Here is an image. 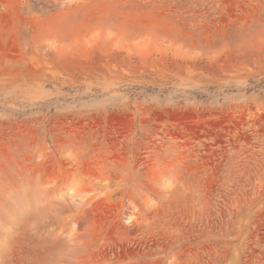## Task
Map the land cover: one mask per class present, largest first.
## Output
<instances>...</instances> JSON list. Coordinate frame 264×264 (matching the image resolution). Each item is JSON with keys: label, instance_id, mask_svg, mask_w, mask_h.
I'll return each instance as SVG.
<instances>
[{"label": "rangeland", "instance_id": "obj_1", "mask_svg": "<svg viewBox=\"0 0 264 264\" xmlns=\"http://www.w3.org/2000/svg\"><path fill=\"white\" fill-rule=\"evenodd\" d=\"M0 264H264V0H0Z\"/></svg>", "mask_w": 264, "mask_h": 264}]
</instances>
